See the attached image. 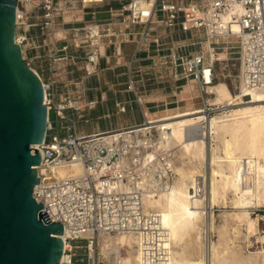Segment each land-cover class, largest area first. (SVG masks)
<instances>
[{"label": "built area", "instance_id": "obj_1", "mask_svg": "<svg viewBox=\"0 0 264 264\" xmlns=\"http://www.w3.org/2000/svg\"><path fill=\"white\" fill-rule=\"evenodd\" d=\"M78 1L85 5L101 0ZM27 3L30 4L28 8ZM74 3L77 0H17L15 42L20 45L23 56L30 48L29 31L40 26L57 36L58 18L72 9ZM235 5L242 7L241 14L233 11ZM121 12L116 15L121 16L117 22L106 21L104 30L97 26L71 25L67 27L68 38L75 47H80L91 44L93 38L102 34L119 36L120 42L134 43V58L144 47L145 38L150 36L157 63L166 62L160 59L161 53L167 51L173 81L190 78L202 93L210 94L207 88L215 82V66L222 61L216 50L226 38L234 36L240 42V84L246 90H264V0H144L143 4L141 0H127L121 5ZM227 13H230L228 22L224 19ZM233 22L238 24L240 32H233ZM159 25L167 30L164 38L150 33ZM193 30L202 32L204 43H208L206 52L202 49L185 52L184 47L194 42L178 43ZM180 34H184L181 39ZM58 36V40L67 39L62 34ZM65 48L63 45L54 50L53 55ZM98 52L94 49L86 59L95 63ZM37 74L44 88L48 117L44 141L35 145L41 159L36 166L39 182L33 188V196L63 225L60 264H94L97 236L102 232L135 234L144 261L160 263L166 260L169 254L164 246L167 233L158 212L145 208L144 197L156 195L174 179L173 153L159 150L148 157L147 152L155 148L156 126L150 122L147 111L141 109L142 121L80 131L76 123V118L83 116V106L78 103L80 91L66 92L56 103L55 80ZM125 89L132 91L140 102L135 91V72L130 66L126 71ZM95 103L89 100L87 107ZM115 106L119 112L126 111L123 102L116 101ZM51 110L55 111L57 128L50 118ZM60 129L63 134L59 133ZM61 166L68 168L69 173L60 175L52 169ZM256 214L264 233V208H257Z\"/></svg>", "mask_w": 264, "mask_h": 264}, {"label": "bare ground", "instance_id": "obj_2", "mask_svg": "<svg viewBox=\"0 0 264 264\" xmlns=\"http://www.w3.org/2000/svg\"><path fill=\"white\" fill-rule=\"evenodd\" d=\"M26 6L28 8L30 4ZM242 10L239 5L233 8L239 14ZM224 19L228 22L230 13L225 14ZM232 30L240 32L236 22L232 23ZM218 56L223 59L225 53ZM239 87L240 92L232 94L225 82L209 86L215 93L214 101L227 107L222 115L210 117L201 113L164 121L160 125L150 119L159 126V131L153 141L155 148L147 155L152 157L159 150H171V165L177 174L164 190L144 197L145 208L159 214L167 233L164 246L169 254L160 263L146 262L141 256L137 235L121 232L98 234L102 253L113 252L116 264H264V249L245 257L236 254L229 259L211 238L213 216L210 209L216 202L225 204L230 194V202L236 209L230 214L231 218L245 224L247 237L255 235L264 244V233L258 230L256 219L247 210L248 207L264 206V90H246L242 84ZM244 96H250L251 100L242 105ZM209 133L219 140L220 145L211 147L210 187L205 192V175L201 166L205 160V136ZM52 169L60 175L69 173L64 166ZM255 231H258L257 236ZM195 242L201 244V255L197 260L185 254V248Z\"/></svg>", "mask_w": 264, "mask_h": 264}, {"label": "water", "instance_id": "obj_3", "mask_svg": "<svg viewBox=\"0 0 264 264\" xmlns=\"http://www.w3.org/2000/svg\"><path fill=\"white\" fill-rule=\"evenodd\" d=\"M16 6L0 0V264H60L63 225L33 196L48 109L15 42Z\"/></svg>", "mask_w": 264, "mask_h": 264}, {"label": "rangeland", "instance_id": "obj_4", "mask_svg": "<svg viewBox=\"0 0 264 264\" xmlns=\"http://www.w3.org/2000/svg\"><path fill=\"white\" fill-rule=\"evenodd\" d=\"M189 1V0H184ZM163 26H156V28H161ZM47 31V30H46ZM48 32V31H47ZM57 34H60V32H56ZM58 36V35H57ZM184 34H180L179 38H183ZM226 41L219 46V48L216 50L219 53L224 52L225 56L222 57V61L217 62L215 69L217 73V78L215 79V83L217 82H225L231 91L232 94H236L240 92V80L238 77V72L240 68V42L238 41V38L234 36H230L225 39ZM194 42V44H190L189 46L184 47L185 52H195L199 49H202L206 52L207 46L206 43H204V37L201 31H191V33H188L186 35V38L184 40H178L179 44L182 43H189ZM133 45V44H132ZM131 45L128 46V49H130ZM223 47H226L225 51L223 50ZM30 48L26 49L24 51V56L26 61L29 62L31 67H33L42 78L48 79L45 75L46 72L43 70H38V68H42L45 66V62L43 60L34 61L32 58L31 53L29 52ZM163 56L161 60H164V65H169V59L167 57V51H164L161 53ZM155 57H157L155 55ZM144 59V58H143ZM158 60L156 58L155 62ZM138 62V61H137ZM110 63H112L110 59ZM113 63H115L113 61ZM159 63V62H158ZM120 69H115L114 71L111 69L109 71V74L105 71H103V75H100V81L102 83H105V87L108 88L109 84L114 83L113 88L119 89L123 88V86H126L124 84V81H126V76L124 74L123 66L119 67ZM74 72H71V74ZM75 76H73L70 79H74L75 81L79 82H72L69 83L68 87H62L63 91H69L71 93L75 92V90L80 91V94L82 93V81L93 79L96 75V71H91L90 73L87 72V70H83L78 68L75 70ZM139 73V72H137ZM160 73L164 74L163 78H160ZM158 77L154 74H147V77H143L141 80L140 77L136 78L138 83H142L145 86H141V89L144 90V93H168L171 90V87L174 85H179L176 88L178 101L169 102V99H167V102L164 101H154L152 103H148L149 105H152L151 108H149V116L152 119L156 120V124L160 125L164 121L173 120V119H179L182 117L190 116V115H198L201 113H206L208 116L212 117L215 115H222L223 110L226 109L224 103H217L214 101L215 93L213 90H210L208 87V90H210V94L202 93L200 88L198 87L197 83L190 79V78H181L178 81H173L172 77L170 75L169 68L166 72H158ZM74 75V74H73ZM51 79V78H50ZM109 79V82H106V80ZM73 80V81H74ZM141 80V81H140ZM159 80V81H158ZM120 82V83H119ZM112 88V87H109ZM175 89V88H174ZM112 90V89H110ZM82 98V97H81ZM176 98V97H174ZM80 100V98L78 99ZM250 96H244L242 98V105H245L248 101H250ZM82 104V102H81ZM83 106V105H82ZM82 118H76L77 128L80 131H91V130H102L105 128H111L116 127L115 125L121 121H125L129 119H132V116L130 118L128 117H121L119 114H111L106 117H100L96 118L91 113V110L87 109V106L82 107ZM134 117L138 121H142V115L139 111V108L135 110ZM50 118L54 122L57 128L56 123V115L55 111H50ZM124 119V120H123ZM137 121V122H138ZM155 127V134L153 141L156 139L159 131V126ZM60 134H63V130H58ZM208 138V139H207ZM210 143V144H209ZM214 145H220V142L218 139L212 137L210 133L205 136V160H202V166L201 169L203 170L202 173L205 175V192H208V189L210 187V170H211V156H212V148ZM212 147V148H211ZM211 151V152H210ZM174 158H176L174 156ZM175 160V159H174ZM176 161V160H175ZM210 165V166H209ZM209 177V178H208ZM177 178V174L174 177V180ZM209 180V181H208ZM199 194H202L199 192ZM231 195H227V202L221 203L216 202L212 205L211 215L213 216V227L211 229V238L219 249L222 252H226L227 258H233L236 254H238L241 257H245L251 254V252H254L256 250H262L264 249V244H262L258 239L255 238V235L253 237H247V231L245 230V224L242 223L239 220L232 219L231 213L235 212V206L234 204L230 202ZM234 207V208H233ZM258 209L264 208V206L260 207H248V211L250 212L251 217L256 219L258 230L260 231V226L258 224V216L256 214ZM254 232V231H253ZM256 236L258 235V231H255ZM203 243V239H202ZM228 244V245H227ZM230 245V246H229ZM227 246V247H225ZM234 248V249H233ZM237 249V250H236ZM122 253L124 250L121 251ZM228 252V253H227ZM235 252V253H234ZM79 253H83V251H79ZM185 254L188 258L197 260L200 258L201 255V244H198L195 242L192 244V246H187L185 248ZM114 253L110 252L109 254L102 253L100 242H99V236H97V244H96V260L94 264H116L114 260ZM113 256V257H112ZM231 256V257H230ZM225 264H233L232 262Z\"/></svg>", "mask_w": 264, "mask_h": 264}, {"label": "crops", "instance_id": "obj_5", "mask_svg": "<svg viewBox=\"0 0 264 264\" xmlns=\"http://www.w3.org/2000/svg\"><path fill=\"white\" fill-rule=\"evenodd\" d=\"M126 1L127 0H101L95 3L81 5L77 0V3L73 4L72 9L64 11L58 18L57 29L63 36H66L67 39L58 40L59 36H52L46 31V29L37 26L29 31L31 37L28 41L30 45L29 52L31 53L34 61L43 60L45 62L44 67H37V69L45 71V76L47 78H52L55 80L54 101L56 103L63 99L66 92H69L63 91L64 89L62 87H68V85H70L69 83L72 82H79L75 81L74 79V81L70 79L75 76V70L78 68L83 70L90 68L89 70L96 71V76L93 77V79L86 81L83 80L81 82L82 93L79 95L80 100H78V103L81 104L82 102L81 105L86 107L89 100H95V105L91 108L87 107V109L91 110V113L96 118L106 117L111 114H119L121 117L127 118L132 116V119H129V121L125 120L117 123L115 125L116 127L137 122L138 120L136 117H134V112L137 110V108H139L140 112L143 108L149 114V108H151L152 105H149L148 103H152L154 101H164L166 103L167 99H169V102H175L179 99L176 91V88L179 85L173 84L170 92H161L158 94H149L147 92L144 93V90L141 89V86L146 87V85H143L142 83H138L136 85V78L140 77L142 80L145 75V77H147V74L151 73L156 74L155 77H158V72H166L169 68V65L155 62L156 58L158 57H155L156 54L154 50V44L150 42V36L145 38L144 47L135 55L134 58L132 55L134 43L120 42L119 36L106 37L104 34H102L103 36L93 38L91 44H84L80 47H75L68 38L67 27L71 25L85 27L97 26L98 28L104 30L106 21L112 20L113 22H117L121 16L116 15L123 13L121 12V5ZM92 11H94L93 15ZM150 33L151 35H159L161 38H164L167 30L164 27L158 29L155 27L154 30L150 31ZM115 34L118 35L117 32H115ZM163 41H165V39ZM63 45H66V48L54 53L53 55V51L60 49ZM129 45H131L130 49H128ZM94 49H97L99 52L97 60L92 64L86 59V57L87 54H89ZM110 59L112 63H110ZM113 61L115 63H113ZM122 66L125 70V76L128 66L132 67L134 70L135 91L140 102L136 99L135 94L132 91H127L125 89L126 86L115 89L113 88L114 83H108L109 87L112 88H106L104 85L105 83L100 81V75H103V71H106L109 74L111 69L113 71L115 69L119 70V67ZM71 72L74 73L71 74ZM163 75L164 74L160 73V78H163ZM106 82H109V79H107ZM124 84L126 85V81H124ZM102 95L104 98L101 97ZM116 101H120L125 104V112L117 111L115 106Z\"/></svg>", "mask_w": 264, "mask_h": 264}]
</instances>
